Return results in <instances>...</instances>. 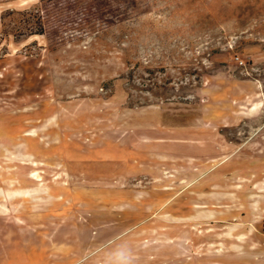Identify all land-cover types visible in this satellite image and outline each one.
Listing matches in <instances>:
<instances>
[{
	"label": "rangeland",
	"instance_id": "rangeland-1",
	"mask_svg": "<svg viewBox=\"0 0 264 264\" xmlns=\"http://www.w3.org/2000/svg\"><path fill=\"white\" fill-rule=\"evenodd\" d=\"M41 11L0 0V264H264V0Z\"/></svg>",
	"mask_w": 264,
	"mask_h": 264
},
{
	"label": "trees",
	"instance_id": "trees-1",
	"mask_svg": "<svg viewBox=\"0 0 264 264\" xmlns=\"http://www.w3.org/2000/svg\"><path fill=\"white\" fill-rule=\"evenodd\" d=\"M43 13L48 19L59 22L64 17H70L72 12L88 14H105L108 11L116 10L123 4V0H40ZM32 15V14H31ZM40 26L39 34H45L44 16L37 10L35 16ZM29 19V21H31ZM63 21V20H62Z\"/></svg>",
	"mask_w": 264,
	"mask_h": 264
},
{
	"label": "crops",
	"instance_id": "crops-1",
	"mask_svg": "<svg viewBox=\"0 0 264 264\" xmlns=\"http://www.w3.org/2000/svg\"><path fill=\"white\" fill-rule=\"evenodd\" d=\"M257 190L259 191L257 193L258 196L261 195L262 198H264V184H259L257 186ZM253 215L251 218L248 219H241V220H234L233 222H235V224L238 227V231H236L235 233H233V237L235 239H239L242 240L243 238H247V237H252V238H259V240L262 238L261 235H264L263 233H261L258 228L259 223L261 221H264V205L262 204V202H254L253 204ZM255 223V224H250L252 225V227H254V229L250 230L248 233H243L242 227L244 226L247 229V224L248 223ZM236 230V229H235ZM260 246V249H255L254 251L257 252H263L264 253V247L261 246L262 244L260 242H257ZM258 247V248H259ZM226 248V247H225ZM222 250V249H220ZM213 251L214 253H234V254H241V250L238 249H223L222 251ZM203 254H208V252H202Z\"/></svg>",
	"mask_w": 264,
	"mask_h": 264
}]
</instances>
